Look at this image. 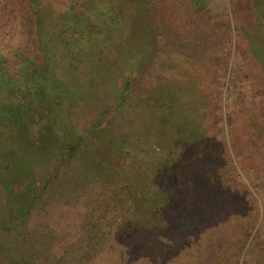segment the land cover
Wrapping results in <instances>:
<instances>
[{
	"label": "rangeland",
	"instance_id": "rangeland-1",
	"mask_svg": "<svg viewBox=\"0 0 264 264\" xmlns=\"http://www.w3.org/2000/svg\"><path fill=\"white\" fill-rule=\"evenodd\" d=\"M37 6L0 0V264H264V0Z\"/></svg>",
	"mask_w": 264,
	"mask_h": 264
},
{
	"label": "trees",
	"instance_id": "trees-1",
	"mask_svg": "<svg viewBox=\"0 0 264 264\" xmlns=\"http://www.w3.org/2000/svg\"><path fill=\"white\" fill-rule=\"evenodd\" d=\"M21 3H24L26 5V8L30 9L31 13L33 14L34 20L40 24H43V22L45 23L44 20V13L42 11V8H40L39 6L35 7V5H37V3L40 2V0H20ZM39 36V31L38 29H36V31L34 32V34L32 33V41L29 42L30 45V51L31 53H33L32 51H38L42 54L44 60L43 63H41L40 65H34L30 57H26V61L24 62V64L26 65L27 69V73L29 75V79L31 84H33V89L34 91L31 90L32 87L26 86V92H25V97H24V103H22V101L19 100H15L13 105L8 108V113H14L13 117H12V122H14V125H17V129H20V127L24 126L25 123L28 121L31 123L35 121V119L38 122V117L40 118L41 114L40 112L42 110H38V107L36 105L37 102L41 101L40 98L38 99V97H40L37 92L38 90L41 88H46L45 87V83H49L48 78H49V64L47 63V58H46V47L47 45V38L45 40V43L42 45V42L39 41L38 39ZM48 36H50V34H48ZM31 67V68H30ZM41 71H43V78L41 75H37L39 74ZM35 76V77H34ZM17 89V85L14 86V91ZM47 89V88H46ZM40 91V90H39ZM50 105H53L56 107V102L58 101V97L59 94L58 93H54V92H50ZM28 99V100H27ZM29 101L30 106L26 105L25 102ZM39 100V101H38ZM32 105V106H31ZM47 108H50L49 106H46ZM55 107H52L55 108ZM28 111V113H27ZM34 119V120H33ZM50 127H46L45 129H40L39 130V136H35L37 137V139H41L44 138L46 135L49 134L50 132ZM38 134V133H36ZM49 136V135H48ZM77 140H81V138L76 137ZM37 140V141H38ZM36 141V143H37ZM70 150H73V144L69 147Z\"/></svg>",
	"mask_w": 264,
	"mask_h": 264
}]
</instances>
